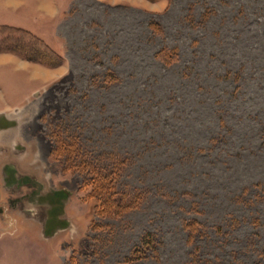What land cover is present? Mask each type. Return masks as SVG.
Returning <instances> with one entry per match:
<instances>
[{
	"label": "rangeland",
	"instance_id": "1",
	"mask_svg": "<svg viewBox=\"0 0 264 264\" xmlns=\"http://www.w3.org/2000/svg\"><path fill=\"white\" fill-rule=\"evenodd\" d=\"M25 1L0 52L48 68L0 65V264H264V0ZM118 160L141 195L100 213Z\"/></svg>",
	"mask_w": 264,
	"mask_h": 264
},
{
	"label": "trees",
	"instance_id": "2",
	"mask_svg": "<svg viewBox=\"0 0 264 264\" xmlns=\"http://www.w3.org/2000/svg\"><path fill=\"white\" fill-rule=\"evenodd\" d=\"M150 25L155 30H158V31L160 30V25L158 22L151 21ZM19 30H21L18 32L19 35L29 34L32 38V39H29L27 42H25V46H24V47H28V50L29 49L33 50L32 51L33 54L28 55L29 58L35 59V60L40 59V57L38 56L39 53L44 51V50L48 51V49H50L48 44H46V43L44 44V41L37 38L35 35H33L28 30H24L22 28H19ZM20 39H22V38L19 37V40ZM157 55L159 58H161L162 60H164L166 62H172L177 58L178 53L175 50L163 48V49H160L158 51ZM66 145L67 144H65V147H66ZM120 161L121 160L113 162L112 164H114V166L109 168V169L104 168V170H102L100 167L99 168H95V167L91 168V171L94 174L93 175L94 177H93L92 193L95 196L97 195L99 203H97L96 208H97V211H99L100 213L112 212V211H114V212L116 211L118 213L119 211H122L121 209L126 207L128 204H130V206L132 207L133 206L132 204L136 203L137 202L136 199H138L139 196L141 195V193L132 194V193H128L127 191L123 192V191H118L116 189V186H115L116 182L115 181H116L117 176H118L119 171H120V169H119L120 167L118 168V166H121V164L123 163ZM83 164L85 165V168L90 167V164H88L86 162H83ZM135 192H137V191H135ZM125 196H128V198L130 199L128 202H123V200L125 199L124 198ZM183 226L187 230L188 234H190L192 236L199 235L201 233V229L203 228V224L196 219L184 221ZM141 242H142V247H140L138 249V251H140L141 248L142 249H144L146 247L151 248L157 242L156 235L152 232H148L144 235Z\"/></svg>",
	"mask_w": 264,
	"mask_h": 264
},
{
	"label": "crops",
	"instance_id": "3",
	"mask_svg": "<svg viewBox=\"0 0 264 264\" xmlns=\"http://www.w3.org/2000/svg\"><path fill=\"white\" fill-rule=\"evenodd\" d=\"M26 2L25 0H3L4 6L8 9L9 13H12L13 10L19 9L21 6H24ZM37 4L42 10H46L49 15L55 16L60 12L59 6L54 8L53 2L56 4L57 0H37ZM11 61H17L18 64L27 67L29 64L32 68H48L47 66H43L36 63H31L29 60L21 58L19 55L12 52H0V65L8 64ZM31 63V64H30ZM1 129V128H0Z\"/></svg>",
	"mask_w": 264,
	"mask_h": 264
},
{
	"label": "flooded vegetation",
	"instance_id": "4",
	"mask_svg": "<svg viewBox=\"0 0 264 264\" xmlns=\"http://www.w3.org/2000/svg\"><path fill=\"white\" fill-rule=\"evenodd\" d=\"M10 120L8 119L7 121L3 118L2 115H0V128L1 129H9V127L15 125V123L12 121V122H9ZM8 122V123H7ZM0 129V130H1Z\"/></svg>",
	"mask_w": 264,
	"mask_h": 264
},
{
	"label": "water",
	"instance_id": "5",
	"mask_svg": "<svg viewBox=\"0 0 264 264\" xmlns=\"http://www.w3.org/2000/svg\"><path fill=\"white\" fill-rule=\"evenodd\" d=\"M13 122H15V120H13Z\"/></svg>",
	"mask_w": 264,
	"mask_h": 264
}]
</instances>
